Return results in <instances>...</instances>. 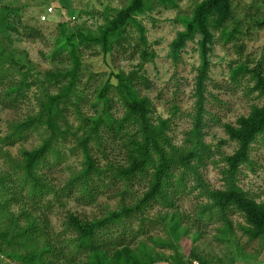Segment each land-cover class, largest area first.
Listing matches in <instances>:
<instances>
[{
  "label": "rangeland",
  "instance_id": "374dc122",
  "mask_svg": "<svg viewBox=\"0 0 264 264\" xmlns=\"http://www.w3.org/2000/svg\"><path fill=\"white\" fill-rule=\"evenodd\" d=\"M129 1L0 0V28L6 21L16 29L7 31L3 46L20 57V65L25 64L0 82V178L6 174L0 184V232L5 237L0 241V264H30L21 257L34 247H51L53 252L44 255L46 264H87L86 253L77 248V234L69 225V216L99 220L122 206L135 204L148 190L152 169L129 180L116 175L118 167L127 165V139L135 127L128 122L118 126L125 106L115 88L114 74L135 73L140 95L151 102L153 121L167 120L166 133L173 145L184 150L190 146L189 133L197 110L199 36L186 43L177 59L170 55V43L183 29L182 20L201 0H175L173 5L149 0L144 12L136 16L145 29L146 41L140 40L138 29L131 23L107 53L99 45H81L80 65L70 83L66 72L72 69L71 59L66 50L56 49L61 27L65 31L79 28L96 32L106 18L113 17ZM230 2L231 17L223 27L212 29L203 82L201 133L208 157L198 173L205 187L186 171L180 186L168 188L172 205L151 200L141 217L126 219L123 225L99 234L109 243L122 235L131 247L143 245L153 263L172 264L170 256L175 250L156 245L152 239L171 238L163 218L174 213L188 229L186 243L178 251L186 260L193 246L203 260H193L192 264H264V246L241 229L245 225L243 215L232 209L226 212V220L219 218L210 209L206 193L225 187L226 158L238 148L225 125L236 126L237 119L247 116L254 106L264 107V0ZM49 6L53 14L40 20ZM143 51L148 54L146 60L142 59ZM23 78L27 85L18 93L8 94V87ZM68 84L70 89L58 104L59 131L50 137L42 104ZM99 118L103 120L95 128L94 120ZM29 119L38 125L15 136L18 124ZM47 139L51 149L35 169L40 185L31 190L33 182L20 167L23 151L35 149ZM83 141L98 168L86 182L80 178ZM173 171L175 179L182 169ZM236 183L248 196L264 203V133L251 143L248 160L238 166ZM226 221L229 230L223 232ZM30 225L36 228H28L32 241L26 244L14 234ZM30 242L31 246L35 243L32 248Z\"/></svg>",
  "mask_w": 264,
  "mask_h": 264
},
{
  "label": "trees",
  "instance_id": "16d2710c",
  "mask_svg": "<svg viewBox=\"0 0 264 264\" xmlns=\"http://www.w3.org/2000/svg\"><path fill=\"white\" fill-rule=\"evenodd\" d=\"M149 0H130L129 3L120 9L113 17L106 18L103 25L99 26L96 32L82 31L79 28L65 31L61 27L59 37L56 40L57 50H66L72 62V69L66 73L70 76V83H73L75 72L80 65L78 49L81 45H99L103 52L107 53L111 50L114 43H118L123 37L126 25L133 24L138 29L140 40L146 41L144 27L136 21V16L144 12ZM162 3L174 4L175 0H159ZM230 0H201L198 2L192 14L182 20L183 29L178 31L174 39L170 43V55L173 59H177L180 51L185 47L188 41H193L199 36L197 41L200 57V65L196 79V106L197 110L194 117V126L189 133L190 146L184 150L173 145L166 133L168 129L167 120L157 119V123L153 121L152 105L150 100L141 96L137 84L135 73L125 75L116 73L115 88L125 106L124 115L118 126L128 122L135 127L134 133L128 137L126 144V167H118L116 175L132 179L136 175L145 173L152 169V178L149 181L148 190L143 194L142 198L131 206H122L120 210L112 211L99 220L86 221L80 220L74 216H69L68 222L76 231L77 248L86 253L87 264H153L154 258L144 248L138 244L131 247L129 243L124 241L122 235H118L111 243L99 236L100 233H108L106 230L114 227V225H123L126 219L132 217H141L146 205L151 200L160 199L167 205H172L169 187L180 186L184 180L186 171H190L197 180L198 184H202V179L198 173V167L204 164V160L208 157V148L202 140L201 124L203 113V82L207 76L209 66L208 53L213 40L212 29L223 27L231 17ZM8 30H16L9 22L1 23L0 36V82L4 76L13 75L16 67L25 66L19 64L17 57L12 51L3 46L4 41L8 39ZM147 52H142V59H148ZM6 63V64H5ZM29 69V66L26 65ZM27 69V70H28ZM8 72V73H6ZM25 78L18 84L11 85L7 89V93H18L22 86H26ZM71 84L57 95H49L47 100L42 104V114L46 127L50 130V137L58 130L57 117L60 115L58 107L59 102L70 89ZM102 89L100 97H103ZM103 119L94 120L96 128ZM109 124L112 121L107 119ZM38 123L32 119L18 124L15 136H21L25 128L35 127ZM225 131L229 138L238 144L237 150L233 155L226 158L228 169L224 171V188L207 190V197L210 201V209H214L219 218L226 220V212L235 209L241 213L245 220V225L241 227L243 233L249 239H258L264 246V203L257 202L247 195L236 183V174L238 166L248 160V151L251 143L255 141L258 135L264 133V107L254 106L247 116L239 117L236 126L225 125ZM50 139L45 140L39 147L32 150L23 151V158L20 167L24 170V175L30 179L32 189H37L40 184L36 177L35 169L40 160L51 149ZM84 148V167L80 178L86 182L92 172H98V168L94 160L89 155L84 141L81 143ZM194 161V163H192ZM180 167L182 172L174 179V169ZM6 178V174H1L0 184ZM80 180V179H78ZM177 191H174L176 193ZM163 223L170 239H152L154 244L162 247H171L174 254L170 256L172 264H192L193 260L203 262L197 251L189 249L186 260L178 251L181 244L186 243L188 229L182 227L180 218L172 213L163 218ZM36 228L35 225L25 227L14 235L22 239L23 243L32 241V237L28 236V228ZM229 230V223L224 224L223 232ZM106 231V232H105ZM30 234V233H29ZM102 236V235H101ZM4 233L0 232V241L3 240ZM195 237L193 238V240ZM26 243V244H27ZM35 244V243H34ZM33 244V245H34ZM31 248V242L28 244ZM53 251L51 247L38 248L34 247L30 253L23 255L21 258L30 264H46L45 254Z\"/></svg>",
  "mask_w": 264,
  "mask_h": 264
},
{
  "label": "built area",
  "instance_id": "2783aa9c",
  "mask_svg": "<svg viewBox=\"0 0 264 264\" xmlns=\"http://www.w3.org/2000/svg\"><path fill=\"white\" fill-rule=\"evenodd\" d=\"M53 7L49 6L45 10V12L40 16V20L45 21L48 17H50L53 13ZM194 264H198L196 261H194Z\"/></svg>",
  "mask_w": 264,
  "mask_h": 264
},
{
  "label": "water",
  "instance_id": "95a60500",
  "mask_svg": "<svg viewBox=\"0 0 264 264\" xmlns=\"http://www.w3.org/2000/svg\"><path fill=\"white\" fill-rule=\"evenodd\" d=\"M153 264H169V263H166V262H160V263H153Z\"/></svg>",
  "mask_w": 264,
  "mask_h": 264
}]
</instances>
